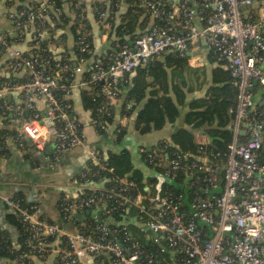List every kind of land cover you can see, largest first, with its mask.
<instances>
[{
  "label": "built area",
  "instance_id": "built-area-1",
  "mask_svg": "<svg viewBox=\"0 0 264 264\" xmlns=\"http://www.w3.org/2000/svg\"><path fill=\"white\" fill-rule=\"evenodd\" d=\"M175 1L179 12L177 18L165 13L162 0H138L152 20L147 32L136 37L132 44L120 46L107 65L92 62L82 71L77 65L85 60L80 59L72 69L75 81L68 85L60 84L64 80L62 73L71 71L68 64L59 61L51 73H45L39 67V64L48 66L42 53L50 52L47 46L40 47L47 35L41 23L36 26L27 53L14 49L8 38L0 34V51L4 50L8 59L6 70L19 78L27 77L23 83L0 85V99L8 92H18L30 111L29 117L20 121L16 141L22 147L28 139L38 152L52 146L55 160L87 145L81 121L69 116L68 107L54 94L56 89L63 91L67 99L75 89L101 83L100 91L105 100L99 112L109 116L120 99L121 83L126 76L159 58L166 50L184 54L191 42L199 37L212 46L238 88L236 106L228 110L232 139L226 146L223 167L214 163L202 146L196 152L179 151L175 147L177 151L171 159L162 150H155L149 157L165 171L156 175L154 185L145 187V191L151 188L153 194L133 195L130 191L135 184L126 178L119 181V188L110 186L109 189L103 187L104 177L96 184L86 180L85 175L96 178L103 172L112 171L102 165L99 152L87 150L98 169L94 172L86 169L81 176L85 179L84 185L79 184V191L82 195L83 188L104 191L105 199L118 198L139 207V214L149 218L140 224L143 231L151 234L154 242H164L158 255L146 254L137 243L126 250L116 239V232L96 220V216L98 236L93 238L84 235L80 229L67 230L48 222L42 217L38 204L23 207L18 201L2 198L30 234L27 251L17 254L13 264H27L33 257L44 255H54L59 264H85L90 258L96 260V264H264V94L257 97L253 91L256 83L264 85V17L255 21L245 18L244 11L252 6V0H212L201 8L194 7L196 0ZM72 2L77 20L76 47L82 53H90L87 42L90 32L84 22L85 14L75 1ZM52 5L51 0H41L28 11L16 12L12 19L18 31L27 22L36 25L35 20L42 19ZM84 73L88 76L82 77ZM99 126L100 130L106 128L103 123ZM176 172L188 179L185 185H190L191 191L200 190L185 203L187 207L182 194L172 200L161 193L164 182L175 178ZM221 173L222 179L219 178ZM100 201L101 198L92 196L84 200L70 199L60 206L71 218L76 212ZM143 201L150 207L143 208ZM110 210L107 209L106 214ZM19 248L16 240L10 252L15 253Z\"/></svg>",
  "mask_w": 264,
  "mask_h": 264
},
{
  "label": "crops",
  "instance_id": "crops-1",
  "mask_svg": "<svg viewBox=\"0 0 264 264\" xmlns=\"http://www.w3.org/2000/svg\"><path fill=\"white\" fill-rule=\"evenodd\" d=\"M40 1L15 0L10 5L6 0H0V34L13 41L22 37L19 43H12L13 48L21 53H27L30 50V39L36 32V25L34 22H27L22 29L23 31H18L12 17L18 12L20 6H35ZM59 1L60 10L55 9L52 5L42 16L43 21L49 26V29H46V46L55 58L60 59L62 54H66L70 61L76 63L75 40L77 34L76 26L74 27L76 14L71 9L73 2ZM71 1H75L85 14L86 21L90 26L88 30L90 32L89 37L92 39L91 55L84 63L77 65L82 71H85L92 62L96 61V58L112 50L115 40L113 29L118 24L120 16L131 5L129 0ZM164 4L169 6L170 14L177 18L179 15L177 2L164 0ZM193 4L194 7L197 6L195 1ZM101 14L103 17H100ZM244 16L246 19L253 20L263 18L264 4L254 3L244 11ZM139 19L143 22L139 21L142 23L138 27L139 32L147 31L152 20L150 18L145 20L142 15ZM7 60L6 53L1 50L0 77L4 74L7 78L13 75L6 70ZM215 69H217L216 73L218 69L226 70L205 38L195 39L182 55L177 54L173 49L166 50L159 58L141 70H135L128 77H125L122 82L120 99L115 105V122L108 128L106 134L98 133L91 126L89 113L82 109L77 96V89H75L71 99H74V111L77 119L83 125L87 145L86 148H75L67 152L58 160L54 159L52 146L47 147L43 152H38L29 144L28 139L24 140L25 146L20 147L18 145L16 136L20 121L29 117L30 111L20 93L14 91L4 94L0 99V133H4L2 136H5L6 140L5 154L0 158V231H3L11 240H18V232L13 224L12 212L2 201V198L12 199L16 192L21 193L27 202L38 204L43 217L52 223L59 224L69 230L80 229L75 227L73 222L71 225H64L56 206L61 195L74 196L79 191L77 177H81L83 172L88 169L87 163L88 160H91L87 152L88 149L100 151L103 155L128 151L136 168L144 170V164L138 154L139 149L152 147L161 140L171 144V135L175 129H182L191 133L194 145H210L212 139L203 131L208 128L228 131L231 120H228L225 126L219 127L216 116L208 114L207 120L203 122L205 124L200 129L185 124L184 120H187L188 117V120L193 122L192 125L201 120L199 116L204 112L203 109L193 110L191 106L195 101L205 98L207 89L213 83V71ZM79 77L80 75L77 76V79ZM199 84L202 85L200 89L196 88ZM257 85L259 91L256 92V96L258 97L264 91V85L256 83ZM135 89L141 101L132 102L133 113L129 117L123 116L121 115L122 106L127 102V96ZM164 99L175 103L180 112L175 123H167L162 129L151 130L144 135L139 134L135 129L137 112L150 100H156V103L161 107L159 101ZM181 100L183 101L179 104ZM125 111L127 112V106ZM196 112L199 115H196ZM192 113L196 116H191ZM208 124L211 126H207ZM180 147H182L181 143ZM78 217L75 216L74 221H77ZM80 226L82 227L83 223ZM0 264L13 263L6 258H0ZM27 264H56V258L54 255H44L42 258L36 256L30 259ZM85 264L96 263L90 258Z\"/></svg>",
  "mask_w": 264,
  "mask_h": 264
},
{
  "label": "trees",
  "instance_id": "trees-1",
  "mask_svg": "<svg viewBox=\"0 0 264 264\" xmlns=\"http://www.w3.org/2000/svg\"><path fill=\"white\" fill-rule=\"evenodd\" d=\"M53 2V6L55 9L60 10V1L59 0H51ZM72 2L71 0H68ZM130 1V7L128 10H126L119 19V22L117 25H115L113 29V36H114V43L113 48L111 51H107L106 53L100 55L99 58H96L94 62H100L102 65H107L109 63V60L112 55H114L120 46L123 44H132L136 37H138L140 34L145 32H139V26L142 25V21L139 19L140 15L144 17L145 20H149V17L146 15V12L143 8L139 6L138 0H129ZM212 0H206V2H203L202 0H196L197 8H201V6L204 3H209ZM253 4H264V0H252ZM15 0H12L10 3L13 4ZM163 2V9L165 13L169 14L170 9L168 5H164ZM207 3V4H208ZM252 4V5H253ZM30 7V6H29ZM29 7L20 6L18 8V12L23 13L24 11H28ZM72 9V4H71ZM101 12V11H97ZM98 15V14H96ZM96 17V16H95ZM23 20H25V17H23ZM250 21H255L253 19H248ZM77 21V20H76ZM141 21V22H139ZM36 26L39 27V23L43 26V28L49 29V26L43 21V19H36ZM87 25V28L89 29L90 26L88 25L87 21H84ZM76 24V23H75ZM152 24V23H151ZM151 24L148 26L147 30L150 28ZM36 27V28H37ZM75 27V25H74ZM75 32V31H74ZM77 37V35H76ZM11 43H19L20 40L16 39V41L8 39ZM46 40H43L40 43V47L42 49L46 46ZM87 42L90 45V49L92 50V39L91 37H88ZM31 44V42H30ZM214 50V49H213ZM75 53L77 56V62L80 59L87 60L91 53H82L80 52L78 47H75ZM216 53V52H215ZM44 59L48 60V66L45 67V65H40L39 67L48 73H51L55 68V65L59 63H66L69 65L71 71L62 73L63 76V82L61 83L68 85L71 82L75 81V76L72 75V69L76 65V63H73L70 61L69 57L66 54L61 55V59L57 60L55 57L52 56L51 52L45 51L42 53ZM216 57L217 54H216ZM220 63L225 65L221 60H219ZM136 70H141V68H137ZM215 69L213 72V83L210 86V88L207 89L205 93L204 99H199L195 101L191 109H203L201 120L199 122H196L195 124H191L193 122H190V120H184V123L187 125L192 126L193 128H198L205 124V122L208 118V114L212 115L214 114L216 116L217 125L219 127L225 126L228 122V120H231V116L228 115V110L230 108H234L236 106V97L238 93L237 85L234 81V79L230 76L229 71L226 70H219L216 73ZM135 71V70H134ZM87 77L88 73H84L82 77ZM128 77V76H127ZM27 80V77H20L16 78L13 75H10L9 78L4 74L2 77H0V84H15V83H23ZM102 84H91L87 88L84 89H78L77 90V96L79 98V101L81 103V107L84 111L89 113V120H91L92 127L94 130H96L100 134H106L108 131V128L111 127L115 122V115H116V108L113 107L111 109L110 115L105 116L102 115L99 112V107L102 105V103L105 100V96L101 93ZM202 87L201 84L197 85L196 88L200 89ZM122 88V83H121ZM259 87L256 84L253 86V91L256 93ZM261 92V90H260ZM73 93V92H72ZM136 89L131 92L127 96V104L124 103L122 106V112L121 115L129 117L133 112L134 108H131V103H138L141 101L140 96L138 95V92L136 93ZM54 94L57 96L60 102H62L63 105L68 107V114L69 116L75 118V120L78 121L75 111H74V99H71V96L67 99L64 98V93L60 89H56L54 91ZM74 94V93H73ZM262 94H264V91H262ZM72 95V94H71ZM183 100L179 102V104L182 103ZM159 103L162 105L159 107V105L156 103V100H150L148 101L142 109H140L137 114L135 115V129L138 131L139 134L144 135L149 133L151 130H160L164 127L167 123H175L176 119L179 117L180 112L178 108L176 107L175 103L168 101L167 99H164L163 101H159ZM130 104V106H129ZM127 106V112H124V109H126ZM196 115H199L198 112L195 113ZM194 113L191 114V116H196ZM95 122V123H94ZM105 124L106 128L105 130H100L99 124ZM207 126H211L208 124ZM80 127L82 128V123L80 122ZM206 135L211 137V143L206 147V151L211 155V158L214 160V163H218L219 166H224L226 155H227V144L231 141L232 136L230 131L228 130H220L219 128H208L207 130L203 131ZM4 133H0V158L4 156L5 149H6V140L5 136H2ZM192 134L187 133L186 131L182 129H175L173 134L171 135V144L166 143L164 140L159 141L156 145L152 147H144L139 149V158L144 164V170H140L136 168L135 164L133 163L131 154L127 151L120 152V153H108L103 155L99 151V159L102 163V165H105L107 168L112 169L111 172H101L102 174L99 177L96 178H89L86 176V180H89L93 184H96L100 182V178L104 177L106 182L104 184L105 189H109L110 186H117L119 184V181L121 179L126 178V180L131 181L135 184V188L130 191L131 194L135 195L136 193L146 194L151 193L153 194L154 191L151 188H148L147 191H145V187H150L155 184V177L158 174H163L165 169L162 168L158 164V162L155 159L150 158L149 156L153 154V151L155 150H162V152L167 153L169 156V159L173 158V152L177 151L175 147L179 151H191L196 152L199 148L198 145H194L192 142ZM182 140V142H181ZM180 143L181 146L180 147ZM23 146H25V141L23 142ZM88 168L91 170V172H94L98 169L97 164L93 160H88L87 163ZM86 172V170L83 172V174ZM77 182L83 186L85 179L81 177H77ZM220 179L223 178V173L219 176ZM188 181L186 177L183 176L180 172H176L175 178H169L166 182H164L162 186V194L169 196L172 198V200H175L174 198H177L179 195H183L184 199V206L187 207L188 204H185L189 202V200L193 199L196 195V192L199 194L200 190H192L191 186L185 185V182ZM200 187L202 184L199 185ZM119 188V185L117 186ZM84 189V195H82V191H78L76 195L74 196H65L61 195L58 202H57V210L60 214L61 222L64 225H71L73 222V225L78 228H80V231L86 235L91 236L93 238H97L98 233L95 229L96 221L94 220V217L96 216L98 221H102L107 224V226L116 232V239L120 242V244L127 250L130 249L135 243H137L139 248H141L146 254H153L158 255L161 248H163L164 242L162 240H159L158 242H154V237L149 234L148 232L143 231L141 228V223L143 224L145 221H147L149 218L144 214H139V207L133 206L131 204H127V202H123L118 198L114 199H105L104 191H92L87 190V188ZM100 193H103L101 195ZM197 194V195H198ZM94 196V198H101V201L97 203V205H92L89 208H84L81 210V212H76L71 218L64 214V212L61 209V204L63 202L70 200V199H78V200H84L87 198H90ZM13 201H18L23 207H30L32 205H35L36 203H30L27 202L25 197L19 193L16 192L15 195L12 197ZM141 206L143 208H149L150 204L146 201H143ZM111 209L108 214H106V210ZM12 212V211H11ZM42 215V214H41ZM79 216L80 219L77 218V221H74V217ZM13 217V224L18 232V241L20 244L19 250L17 252H10L12 251V243L14 242L11 240L3 231H0V258H6L10 261H14L16 259L17 254H24V252L27 251L26 245L27 241L30 239V234L26 231V225L23 224L20 219L12 212ZM43 217V215H42ZM46 219V218H45ZM48 222L52 223L48 219H46ZM83 223V226L81 227L80 224ZM54 224V223H53ZM60 226L59 224H57ZM62 227V226H61ZM71 229V228H70ZM69 230V229H67ZM72 230V229H71ZM96 261V260H95ZM56 264H59L58 259L56 258Z\"/></svg>",
  "mask_w": 264,
  "mask_h": 264
},
{
  "label": "rangeland",
  "instance_id": "rangeland-1",
  "mask_svg": "<svg viewBox=\"0 0 264 264\" xmlns=\"http://www.w3.org/2000/svg\"><path fill=\"white\" fill-rule=\"evenodd\" d=\"M199 146H202V147H205V148L207 147V145H199Z\"/></svg>",
  "mask_w": 264,
  "mask_h": 264
},
{
  "label": "water",
  "instance_id": "water-1",
  "mask_svg": "<svg viewBox=\"0 0 264 264\" xmlns=\"http://www.w3.org/2000/svg\"><path fill=\"white\" fill-rule=\"evenodd\" d=\"M145 67V66H142V68ZM29 144H31V142L29 141ZM32 145V144H31Z\"/></svg>",
  "mask_w": 264,
  "mask_h": 264
}]
</instances>
